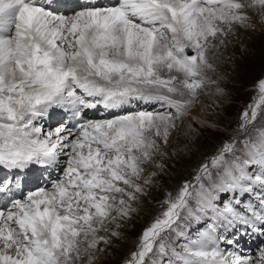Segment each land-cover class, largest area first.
Listing matches in <instances>:
<instances>
[{"label": "snow or ice", "instance_id": "1", "mask_svg": "<svg viewBox=\"0 0 264 264\" xmlns=\"http://www.w3.org/2000/svg\"><path fill=\"white\" fill-rule=\"evenodd\" d=\"M258 26L264 0H0V264L111 255L189 150L174 137L218 130L216 60ZM251 88L120 264H264V75Z\"/></svg>", "mask_w": 264, "mask_h": 264}, {"label": "rangeland", "instance_id": "2", "mask_svg": "<svg viewBox=\"0 0 264 264\" xmlns=\"http://www.w3.org/2000/svg\"><path fill=\"white\" fill-rule=\"evenodd\" d=\"M216 64V75L221 77L220 83L226 92L219 98V107L208 108L202 114L207 120L215 121L218 130L201 127L191 141L179 134L174 137L173 147L187 143L189 150L167 161L168 168L159 186L153 189L139 212L125 225L123 243L118 242L114 252L104 257L100 264H120L121 257L134 246L133 241L143 225L155 214V201L162 197L164 190L172 189L180 180L188 178L203 153L211 150L224 131H232L238 113L253 95L251 86L264 75V29L258 26L256 31L241 32L239 38L219 54ZM201 99L205 104L210 103L209 97Z\"/></svg>", "mask_w": 264, "mask_h": 264}, {"label": "bare ground", "instance_id": "3", "mask_svg": "<svg viewBox=\"0 0 264 264\" xmlns=\"http://www.w3.org/2000/svg\"><path fill=\"white\" fill-rule=\"evenodd\" d=\"M201 119L207 120L202 113H201Z\"/></svg>", "mask_w": 264, "mask_h": 264}]
</instances>
